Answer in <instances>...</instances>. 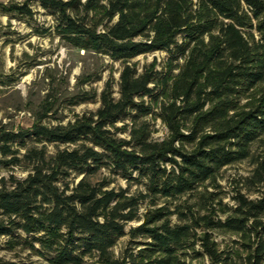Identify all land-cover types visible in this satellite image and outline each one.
<instances>
[{
  "label": "trees",
  "instance_id": "16d2710c",
  "mask_svg": "<svg viewBox=\"0 0 264 264\" xmlns=\"http://www.w3.org/2000/svg\"><path fill=\"white\" fill-rule=\"evenodd\" d=\"M32 1L67 45L122 69L118 91L106 81L96 111L66 125L0 126V169L26 173L0 178V264H264V0L0 9L32 18ZM158 52L165 58L142 71L133 63ZM157 120L169 132L162 141ZM245 161L248 194L236 189L228 206L218 179ZM106 171L127 186L99 179Z\"/></svg>",
  "mask_w": 264,
  "mask_h": 264
},
{
  "label": "rangeland",
  "instance_id": "374dc122",
  "mask_svg": "<svg viewBox=\"0 0 264 264\" xmlns=\"http://www.w3.org/2000/svg\"><path fill=\"white\" fill-rule=\"evenodd\" d=\"M25 1L0 0V3L22 4ZM30 6L34 12L32 18L0 9V126L14 130L30 128L38 121L46 126L66 125L78 115L96 111L106 81L112 79L115 92L118 91L122 69L121 63L106 56L67 45L53 31V16L37 1L30 2ZM165 56L160 52L148 54L136 58L133 63L142 71L155 57L161 61ZM79 95L90 100L73 105ZM154 124V139H166L168 129L160 120ZM49 149L54 151L53 147ZM252 170L250 161H245L221 172L218 183L224 204L234 205L232 197L236 189L248 194L243 182L251 176ZM11 172L20 178L26 176L20 170L0 169V178ZM104 177L111 179V187L127 186L123 179L110 177L107 171L99 179ZM137 190L138 186L131 188V192ZM249 196L256 198L257 195L251 193ZM218 241L230 243L231 237L223 235ZM127 243L128 238L122 239L114 249L115 254L119 255ZM5 254L0 250V255ZM194 264H204V261Z\"/></svg>",
  "mask_w": 264,
  "mask_h": 264
}]
</instances>
